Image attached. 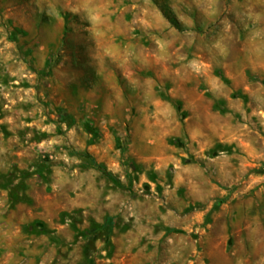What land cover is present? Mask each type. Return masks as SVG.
<instances>
[{"label":"rangeland","instance_id":"rangeland-1","mask_svg":"<svg viewBox=\"0 0 264 264\" xmlns=\"http://www.w3.org/2000/svg\"><path fill=\"white\" fill-rule=\"evenodd\" d=\"M0 264H264V0H0Z\"/></svg>","mask_w":264,"mask_h":264},{"label":"trees","instance_id":"trees-1","mask_svg":"<svg viewBox=\"0 0 264 264\" xmlns=\"http://www.w3.org/2000/svg\"><path fill=\"white\" fill-rule=\"evenodd\" d=\"M93 166H94L95 169H97V170H99V171H101V172H103L105 174V171H104V169L101 166L96 165L94 163H93Z\"/></svg>","mask_w":264,"mask_h":264}]
</instances>
